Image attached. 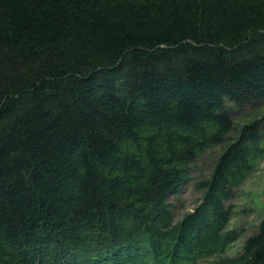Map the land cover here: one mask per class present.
<instances>
[{"label": "trees", "instance_id": "trees-1", "mask_svg": "<svg viewBox=\"0 0 264 264\" xmlns=\"http://www.w3.org/2000/svg\"><path fill=\"white\" fill-rule=\"evenodd\" d=\"M264 0H0V264H201L264 156ZM224 146L196 207L172 194ZM264 264V218L234 256Z\"/></svg>", "mask_w": 264, "mask_h": 264}, {"label": "rangeland", "instance_id": "rangeland-1", "mask_svg": "<svg viewBox=\"0 0 264 264\" xmlns=\"http://www.w3.org/2000/svg\"><path fill=\"white\" fill-rule=\"evenodd\" d=\"M234 119L238 126L255 119L261 120L264 125V102L238 108L234 111ZM262 131L264 134V127ZM223 148L224 146L213 147L203 154L192 166L189 182L179 193L169 197L177 220L192 211L199 203L203 196L201 183L212 173ZM228 205L232 208V215L226 231L237 233L239 238L230 243L224 253L209 257L201 264H211L222 256L237 255L242 250L246 238L256 230L264 218V156L257 169L236 190Z\"/></svg>", "mask_w": 264, "mask_h": 264}]
</instances>
